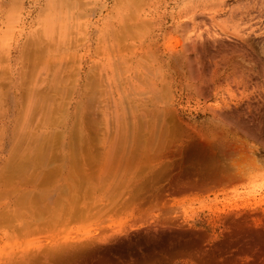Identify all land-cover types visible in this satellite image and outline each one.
Here are the masks:
<instances>
[{
  "label": "rangeland",
  "instance_id": "374dc122",
  "mask_svg": "<svg viewBox=\"0 0 264 264\" xmlns=\"http://www.w3.org/2000/svg\"><path fill=\"white\" fill-rule=\"evenodd\" d=\"M197 140L246 178L171 201L213 244L232 207L264 215V0H0V264H55L133 220L47 211L67 143ZM259 248L234 264H264Z\"/></svg>",
  "mask_w": 264,
  "mask_h": 264
},
{
  "label": "bare ground",
  "instance_id": "6f19581e",
  "mask_svg": "<svg viewBox=\"0 0 264 264\" xmlns=\"http://www.w3.org/2000/svg\"><path fill=\"white\" fill-rule=\"evenodd\" d=\"M73 141L66 144L57 165L59 186L49 189L55 180L51 170L43 176L44 198L53 195L47 211L58 207L64 213H73L76 207L109 213L131 209L134 217L122 229L60 251L55 264H176L179 260L234 264L235 252H250L257 245L264 254V235L251 234L254 228L250 226L253 222L264 225L263 214L232 207L217 224L223 239L212 244L209 232L187 227V220L183 222L171 206L175 198L205 191L215 196L246 180L224 164L230 153L222 152L220 145L215 148L216 144L198 140L173 144ZM31 192L32 196L35 192ZM155 207L159 212L153 215ZM150 209L154 210L148 213ZM206 225L211 228V221Z\"/></svg>",
  "mask_w": 264,
  "mask_h": 264
}]
</instances>
